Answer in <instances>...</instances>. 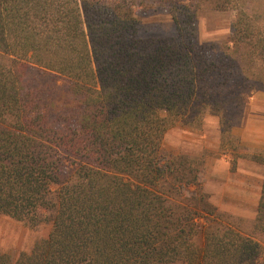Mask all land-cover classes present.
<instances>
[{"label":"trees","instance_id":"obj_1","mask_svg":"<svg viewBox=\"0 0 264 264\" xmlns=\"http://www.w3.org/2000/svg\"><path fill=\"white\" fill-rule=\"evenodd\" d=\"M206 1L0 0V215L52 228L0 264H264L204 193L206 159L163 148L169 128L200 132L209 114L239 143L225 125L264 93L263 14L220 0L237 13L230 36L202 45ZM157 15L170 35L149 33ZM251 160L264 167V152ZM253 230L264 236V180Z\"/></svg>","mask_w":264,"mask_h":264},{"label":"rangeland","instance_id":"obj_2","mask_svg":"<svg viewBox=\"0 0 264 264\" xmlns=\"http://www.w3.org/2000/svg\"><path fill=\"white\" fill-rule=\"evenodd\" d=\"M219 1L208 0L201 6L198 36L202 45L226 42L230 36L237 13L217 11ZM241 1L242 10L255 11L263 14L264 18V0ZM149 22L148 25L155 26L154 30H149L151 35H170L173 32L171 17L168 15H157ZM56 83L59 88L51 95L52 100L59 108L70 105L66 84L62 81ZM238 114L230 118L225 128L240 140L239 143L227 140L223 143L221 121L216 115L209 114L200 132L185 124L169 128L164 137L163 148L176 155L204 157L206 165L200 180L209 201L219 213L225 215L227 222L264 247V236L253 230L264 180V167L251 160L253 154L264 152V93H255L243 109L242 116L239 117ZM193 191L194 189H189L187 194L191 195ZM51 229L50 224L33 228L0 215V253L7 254L16 261L21 254L30 253L36 243L48 239Z\"/></svg>","mask_w":264,"mask_h":264}]
</instances>
